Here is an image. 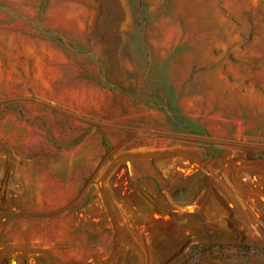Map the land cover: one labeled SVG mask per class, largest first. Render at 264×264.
I'll use <instances>...</instances> for the list:
<instances>
[{
	"label": "rangeland",
	"instance_id": "obj_1",
	"mask_svg": "<svg viewBox=\"0 0 264 264\" xmlns=\"http://www.w3.org/2000/svg\"><path fill=\"white\" fill-rule=\"evenodd\" d=\"M0 264H264V0H0Z\"/></svg>",
	"mask_w": 264,
	"mask_h": 264
},
{
	"label": "trees",
	"instance_id": "obj_2",
	"mask_svg": "<svg viewBox=\"0 0 264 264\" xmlns=\"http://www.w3.org/2000/svg\"><path fill=\"white\" fill-rule=\"evenodd\" d=\"M199 247L198 246H195L194 248H193V250L191 251V253H189L188 255H185L184 257H183V261L186 259V257L187 256H189V255H197L198 253H200L201 252V249L199 250L198 249Z\"/></svg>",
	"mask_w": 264,
	"mask_h": 264
},
{
	"label": "bare ground",
	"instance_id": "obj_3",
	"mask_svg": "<svg viewBox=\"0 0 264 264\" xmlns=\"http://www.w3.org/2000/svg\"><path fill=\"white\" fill-rule=\"evenodd\" d=\"M19 223H21V221H19ZM21 224H22V223H21ZM21 224H20V225H21ZM18 231H19V230H18ZM22 231H23V230H22ZM19 232H20V231H19ZM19 232L16 231V233H19ZM20 235H21V234H20Z\"/></svg>",
	"mask_w": 264,
	"mask_h": 264
}]
</instances>
